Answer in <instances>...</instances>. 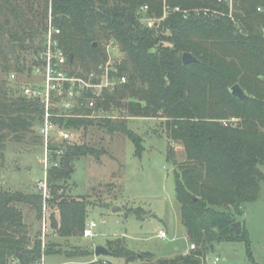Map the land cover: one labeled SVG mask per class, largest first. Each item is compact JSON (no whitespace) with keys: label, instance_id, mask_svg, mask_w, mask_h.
Listing matches in <instances>:
<instances>
[{"label":"trees","instance_id":"1","mask_svg":"<svg viewBox=\"0 0 264 264\" xmlns=\"http://www.w3.org/2000/svg\"><path fill=\"white\" fill-rule=\"evenodd\" d=\"M164 6L169 8L165 16ZM143 15L154 20L152 27L145 24ZM49 16L60 30V47L73 55L69 61L78 75L104 63L106 45L114 41L121 54L113 58L115 75L126 77L113 90H105L99 100L105 111L116 108L118 116L60 119L61 123L77 129L96 125L109 134L121 132L137 153L141 140L127 127L126 118H159L169 138L184 148V163L173 175L175 198L194 248L152 261L150 253H134L120 241H111L106 247L109 256L124 258L126 263L147 260L136 264H205L216 242L242 240L256 264L245 226L235 235L231 223L240 220L245 204L262 198L264 0H233L231 7L215 0H0V42L13 55L14 71L29 70V59L30 64L35 62ZM184 52L197 60L184 64ZM8 60L3 54L2 69L7 74L12 72ZM235 83L245 92L244 99L231 94ZM40 113L35 101L9 91L6 81L0 80V149L5 137L2 130L15 135L28 130L39 121ZM50 147L63 152L58 166L48 170L49 235L68 241L82 235L88 202L66 196L57 182L70 175V161L84 155L98 157L99 151L85 143ZM173 154V150L167 154L172 163ZM22 205L35 208L41 218L39 193L0 188V264H36L41 257V228L30 236ZM43 253L45 257L64 253L71 258L92 252L64 250L47 241ZM83 264L111 263L105 259Z\"/></svg>","mask_w":264,"mask_h":264},{"label":"rangeland","instance_id":"2","mask_svg":"<svg viewBox=\"0 0 264 264\" xmlns=\"http://www.w3.org/2000/svg\"><path fill=\"white\" fill-rule=\"evenodd\" d=\"M0 46V80L6 81L9 91L18 94L8 81L9 74L2 69V55L5 54L9 58L7 64L10 71L15 72L18 83H25L29 77L26 70L16 72L12 69V53L8 52L7 44L3 41ZM116 52L120 58L121 54L117 50ZM29 60L26 66H31L32 61ZM104 115L116 117L119 112L116 108H110ZM126 124L139 136L141 145H145H142V149L137 153L132 141L121 132L109 134L104 128L96 125L80 127L75 132L72 142L85 143L96 148L99 156L84 155L70 161V175L57 183L62 186L66 196L82 197L88 202L86 223H95L92 228L93 236L81 235L66 241L48 233L45 240L56 242L58 247L64 250L76 249L83 253H92L71 258H67L64 253L50 254L45 257L44 264H83L105 259L111 264H136L147 261L135 260L126 263L124 258L94 255L95 246L107 247L111 241H120L134 253H150L152 261L188 252L190 243L180 220V205L175 198L173 176L174 171H178L180 164L185 160L183 145L180 141L169 138L162 119L127 117ZM37 125L36 121L28 130L18 131L16 135L8 129L2 130L5 137L0 149V188L38 193L35 182L42 178L43 169L40 163L42 139L37 133ZM169 150L174 153L173 163L167 160ZM260 170L264 173V165ZM22 206L24 222L28 226L30 236H34L40 231L43 210L41 208L39 218L35 208ZM114 206L119 209L113 211ZM55 210L54 208L53 211ZM50 212L51 209L47 214ZM238 221L241 222L240 232L243 226L247 230L248 249L254 262L264 264V184L262 198L245 204ZM159 230H164L167 237L160 238ZM215 257H218V260L214 262ZM205 264L253 262L248 256L244 241L223 240L213 245Z\"/></svg>","mask_w":264,"mask_h":264},{"label":"built area","instance_id":"3","mask_svg":"<svg viewBox=\"0 0 264 264\" xmlns=\"http://www.w3.org/2000/svg\"><path fill=\"white\" fill-rule=\"evenodd\" d=\"M216 2H225L229 7L233 0H215ZM145 7L141 8L144 14ZM173 10H178L174 8ZM260 11V7H257ZM163 16L169 12V8L164 6ZM142 20L148 27H152L154 20L143 15ZM158 21V20H157ZM59 28L52 24V18L49 16L47 29L44 34L43 47L34 56V63L31 64L26 75L29 77L25 83H18L15 72H10L8 81L12 83L13 88L18 94L26 99L35 101L41 110L40 119L37 125V133L42 139V164L43 176L35 182V189L41 195L42 220H41V257L36 264H44V249L46 244V234L50 233L47 222L46 199L50 196L48 186V170L52 166H58V158L62 154V148L52 149V144H73L72 139L78 130L75 127L66 126L60 119H92L98 120L105 117L106 112L99 100L102 99L105 90L111 91L117 84L126 81L125 76L117 77L116 69L113 64V58L117 57V46L114 41H110L105 48L106 60L99 64L95 69L78 75L74 66L69 61V56L60 47L57 35ZM231 122L234 119L230 120ZM226 124V122H224ZM56 160H53V156ZM95 226L93 221L86 223L83 231V237H92V228ZM160 238H166L167 233L164 230L158 231ZM194 248V244L189 245V250ZM218 257L214 258V262Z\"/></svg>","mask_w":264,"mask_h":264},{"label":"water","instance_id":"4","mask_svg":"<svg viewBox=\"0 0 264 264\" xmlns=\"http://www.w3.org/2000/svg\"><path fill=\"white\" fill-rule=\"evenodd\" d=\"M72 58H73V55H72V53H70L69 54V60L72 61ZM181 60L184 64H187L190 62H194L197 59L191 53L184 52L181 55ZM229 90H230L231 94L238 99H244L246 97L245 92L237 83L233 84ZM142 145L145 146L144 144H142ZM256 171H260L259 168H257ZM118 209H119V207H117V206H114L112 208L113 211H116ZM231 226L234 229L235 235L240 233V231H241V222L240 221L232 222ZM93 253L95 256H101V255L109 256V254H110L109 250L105 246H101V245L95 246L93 249Z\"/></svg>","mask_w":264,"mask_h":264},{"label":"crops","instance_id":"5","mask_svg":"<svg viewBox=\"0 0 264 264\" xmlns=\"http://www.w3.org/2000/svg\"><path fill=\"white\" fill-rule=\"evenodd\" d=\"M189 251V250H188Z\"/></svg>","mask_w":264,"mask_h":264}]
</instances>
